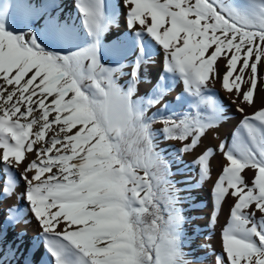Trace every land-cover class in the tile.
I'll use <instances>...</instances> for the list:
<instances>
[{
    "label": "snow or ice",
    "instance_id": "snow-or-ice-1",
    "mask_svg": "<svg viewBox=\"0 0 264 264\" xmlns=\"http://www.w3.org/2000/svg\"><path fill=\"white\" fill-rule=\"evenodd\" d=\"M75 7L79 28L54 17L44 30L15 31L10 17L35 14L36 6L0 0V205L13 196L21 202L4 209V225L35 221L43 264H196L157 136L183 142L181 156L201 148L227 119L214 92L219 82L242 119L230 141L203 147L193 162L202 185L217 150L227 161L213 186L212 223L229 196L235 201L213 264H264V96L256 108L258 84L264 92V0H76ZM119 13L130 65L102 60L103 37ZM155 55L164 72L141 96ZM178 83L182 113L164 103ZM157 122L163 127L154 129ZM6 235L7 227L0 264H13L20 244L3 245Z\"/></svg>",
    "mask_w": 264,
    "mask_h": 264
},
{
    "label": "rangeland",
    "instance_id": "rangeland-1",
    "mask_svg": "<svg viewBox=\"0 0 264 264\" xmlns=\"http://www.w3.org/2000/svg\"><path fill=\"white\" fill-rule=\"evenodd\" d=\"M18 14L20 16H18ZM9 25L15 31H27L30 26L33 30H44L40 28L37 21L33 20L29 13L23 12V14L16 11L9 19ZM125 50H114L106 49L104 46V55L102 60L109 64H114L115 62H122L130 65L133 57L129 55L124 58ZM157 57V58H156ZM130 59V60H129ZM129 60V61H128ZM152 63L147 65L145 68V75L147 82H141L139 86V95L144 96L146 93L151 92L157 79L163 74V58L162 55H155L152 57ZM221 72H223V62L220 63ZM130 71V68H125V72ZM264 74V70H262ZM127 76L120 77V83H124L128 78ZM214 92L218 94V99L223 103L225 110L227 112V119L222 123V125L210 131L202 141V147L197 148L193 152L185 153L182 156L176 151V149L182 147L181 141L178 140H164L162 136H157L158 150L163 149L164 158L171 164L172 176L170 179L173 181L175 189H177V196L179 197L178 207L182 209V214L185 217V223L182 225V231L186 240V251H191L195 253L196 264H213V259L215 255H219L222 250L221 243V232L225 226L230 207L234 204V198L229 196L225 203L223 204L215 223L211 221V215L214 212V196H213V186L215 181L218 179L220 173L222 172V165L226 164L227 161L223 158L222 154L217 150L216 155L212 161V172L211 179L204 182L202 185L198 183L199 181V168L193 163L196 157L201 153L203 147L216 148L221 140H229L230 134L235 131L236 126L242 119L239 112L236 111V105L231 102L232 98L229 97L222 88L219 82L214 86ZM260 85L258 84L256 106L261 107V96H264V92H261ZM183 90V84H176L172 90L165 97L164 103L170 106H178L176 102V97L181 94ZM213 94V93H210ZM255 109L247 110L249 113ZM156 109H150L148 115H152ZM163 125L159 122L153 125L154 129H160ZM2 154V150H0ZM3 168V164H0V169ZM22 171V169L17 170ZM249 181L253 177L251 171L246 172ZM19 179V177H17ZM5 177L0 173V188L4 186ZM24 182L20 180L19 190L17 188V193L24 190ZM12 199L15 203H21L17 200L16 196ZM9 199L3 201L0 205V227L6 218V209L9 205L14 203H9ZM23 224L20 222L15 225V227L8 225L13 235H18L23 233V237L27 239H34L40 242L38 239L39 228L36 224V229L32 231L31 229L20 228L19 225ZM15 243L12 244L14 246ZM218 245L219 251L213 248ZM26 250V247L20 248V251ZM189 259L194 257L189 256ZM17 264H21L18 261Z\"/></svg>",
    "mask_w": 264,
    "mask_h": 264
},
{
    "label": "bare ground",
    "instance_id": "bare-ground-1",
    "mask_svg": "<svg viewBox=\"0 0 264 264\" xmlns=\"http://www.w3.org/2000/svg\"><path fill=\"white\" fill-rule=\"evenodd\" d=\"M23 2L30 3L36 6L35 14L29 13V15L33 20L38 22L40 28L42 29H45L49 19L54 17H58L62 23L67 22L69 25L74 23L77 28H79L80 26L79 15L75 7L76 0H23ZM105 2L106 4L115 3L116 0H105ZM52 5H59V7H52ZM18 12L23 14L24 11L18 10ZM18 16L20 15L18 14ZM128 32L129 30L126 27L123 15L122 13H119L117 23L114 24L104 35L103 45L106 47V49L125 50ZM258 106L259 105L257 104L256 108H259ZM247 110H251V108ZM29 158L31 159L34 157L29 156ZM8 202L15 203L12 198L9 199ZM5 227H7V235L6 237H4L3 245H12L13 243H15V245L20 244V248H23L24 246L26 247V250L20 251V253L16 257V260L13 261V264H17L18 261H21V264H25V259L31 261L32 264H43L45 253L44 248L42 244H40V242H38L37 240L35 241L34 239H27L26 237H23V243H21L20 240L17 239V236L13 235L12 230L9 226H5L4 224H2L0 230H3ZM19 227L31 229L32 231H34L36 229V224L35 221H33L30 224H20ZM34 245H39V247H36ZM213 249L219 251L218 245H216V247Z\"/></svg>",
    "mask_w": 264,
    "mask_h": 264
},
{
    "label": "trees",
    "instance_id": "trees-1",
    "mask_svg": "<svg viewBox=\"0 0 264 264\" xmlns=\"http://www.w3.org/2000/svg\"><path fill=\"white\" fill-rule=\"evenodd\" d=\"M172 109H174L176 112L182 110L183 112L187 111L186 108H182L180 106H170ZM168 113L165 112L164 115H167Z\"/></svg>",
    "mask_w": 264,
    "mask_h": 264
},
{
    "label": "crops",
    "instance_id": "crops-1",
    "mask_svg": "<svg viewBox=\"0 0 264 264\" xmlns=\"http://www.w3.org/2000/svg\"><path fill=\"white\" fill-rule=\"evenodd\" d=\"M178 106H180L182 108H186V110L188 111L187 105H178ZM182 112H183L182 110L178 111V113H182Z\"/></svg>",
    "mask_w": 264,
    "mask_h": 264
}]
</instances>
